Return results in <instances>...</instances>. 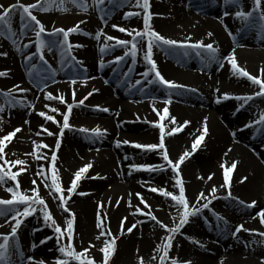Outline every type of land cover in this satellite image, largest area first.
Returning a JSON list of instances; mask_svg holds the SVG:
<instances>
[{"label": "bare ground", "instance_id": "1", "mask_svg": "<svg viewBox=\"0 0 264 264\" xmlns=\"http://www.w3.org/2000/svg\"><path fill=\"white\" fill-rule=\"evenodd\" d=\"M127 1L125 10L121 11L120 7L119 11L113 10L106 17V24L102 22V13L95 8L93 0H88L87 12L67 0L64 5L67 11L60 10L58 3L46 12L33 10V14L41 20L47 31L54 28L68 29L80 21H85L79 25L80 33L69 36L73 45L83 47L73 48L69 57L62 56L60 48L49 51L46 47L43 55L47 64L39 59L34 32L28 31L25 36L17 39L15 45L11 39L0 35V53H7L6 56L0 55V71L8 72L6 77H0V91L13 89L16 99L25 100L34 106L6 108L4 113H0L3 117L0 137L17 127L21 128V132L10 143L6 142L5 148V159L26 161L27 171L23 173L28 175V179L22 184L21 191L28 192L35 187L31 183L33 179L41 185V178L35 176L41 164L44 165L47 175L51 176L50 158L54 151L57 155L56 167L60 182L65 190L74 179L75 172L91 163L93 166L84 174L77 192L68 203L71 212L75 213L76 250L89 248L88 256L102 261L103 253L100 248L105 238L97 239L101 231L96 226L99 216L104 220L106 230H110L116 237L117 250L110 264H140L141 258L144 264H160L163 252H157L156 249L166 242L169 233L147 215L136 212V208H141L145 213L151 211L160 222L169 228L174 227L179 222V213L172 206L171 198L158 192L153 193L149 189L162 187L178 194V187H173L176 176L163 161L159 151H145L133 145L158 143L160 132L154 126L157 123H163L167 133L171 128L189 121L179 133L165 135L169 157L175 162L185 151L192 152V144L201 135L207 118L208 134L197 150L186 158L180 171L190 203H195L201 191L207 194L214 185L219 198L212 200L209 208L204 209L199 216L190 217V222L183 227L181 234L175 236L172 249L175 250L180 264L185 261H190L191 264H264V237L258 235L264 232V224L257 216L264 209V125L246 127L264 113V98H257L243 108H240L242 101L223 99L224 93L230 96L250 95L259 91V87L252 85L246 78L235 76L226 61L223 62V68H220L216 62L208 63L206 59L202 61L191 49L187 56L184 55L185 50L180 48L163 46L153 49V59L161 74L165 79L190 89L189 94L168 93L163 91V85L148 83V80L154 79V74L147 78L141 75L149 68L143 60V48L138 52L134 64L130 56L125 57L122 63H114L115 58L123 56L127 49L116 46L101 53L100 48L105 41L103 37L100 40L94 37L98 31L103 30L108 36L131 40L130 36L119 32L112 25L129 30L143 28V11L133 7L135 0ZM19 2L27 5L35 3L36 0ZM15 3L17 0L7 1L4 7ZM239 3L244 11H248L253 0H239ZM150 5L153 13L151 24L161 35L178 41L191 37L193 43H212L219 49L221 57L234 50L239 66L264 79V74L260 71L264 69V37L258 35L256 28L242 27V22L234 17L237 8L226 7L224 0H150ZM104 7L112 8L107 0ZM129 11L141 14L124 19V13ZM225 11L229 15L225 16ZM19 29V16L14 13L13 30L19 34ZM84 32L91 35L82 34ZM208 33L212 35L209 36ZM43 38L46 42L50 41L47 38L62 39L47 35ZM30 42V47H23ZM108 43L114 44V41ZM202 54L205 58L209 55L203 50ZM27 56H32L30 62L26 61ZM129 67L132 68L131 72L128 71ZM72 80H76L75 85L71 83ZM137 80L141 83L137 84ZM14 85H20L29 91L21 93L14 89ZM93 89L98 91L89 96L83 105L73 107L69 120L72 127L65 129L60 137L62 114L67 111V103L73 102V90L78 103ZM49 92L54 96L63 95L66 103L46 100L45 96ZM159 93L163 94V101L146 102L149 99L146 96ZM169 95L172 103L168 105V116L161 120L157 111L163 115L164 101ZM4 103V97L0 96V104ZM97 106L108 108L109 111H100ZM53 108L58 111L52 112ZM41 111L53 115L59 124L39 116ZM171 117L176 118L175 125L170 122ZM26 120L29 121L28 124H25ZM96 127L106 130L102 137L104 147L92 149V146L99 143L98 139L93 138L90 132L84 133L79 129L91 130ZM43 128H47L54 135H47ZM57 139L61 141L59 149L55 148ZM125 140L130 143H123ZM35 144H47L48 148L36 149ZM29 154L46 155L48 159L37 160L35 155ZM232 162H238L231 176L232 196L246 203L256 201L257 205L253 209L244 208L234 199H225L227 191L220 187L223 184L221 165L230 166ZM140 164L164 166L166 170L148 172L132 167ZM210 174L214 175L208 180ZM244 177L247 179L241 183ZM50 191L43 185L40 186V195L47 201L51 212L61 222L66 223L69 215L59 207L57 196L49 195ZM80 192L87 195L81 196ZM137 193L143 197L149 208L140 202ZM100 204L103 205L102 208L98 207ZM163 208L169 210L165 213ZM40 213L37 211L35 214ZM217 215L223 217L227 224L218 220ZM125 217L127 219L122 230L121 220ZM3 220L0 219V234H9L11 224H6ZM216 220L218 221L215 222ZM32 223L36 225L31 229L29 226ZM133 224L136 227L128 233L127 228ZM240 224L252 231L242 230L237 234L238 238L233 237L231 233ZM18 237L26 256L42 260L44 264H54L60 257L53 238L47 239L52 236L35 219L24 221ZM33 244L36 245L35 248L32 247ZM90 244L94 247H90ZM166 264H170V260Z\"/></svg>", "mask_w": 264, "mask_h": 264}, {"label": "snow or ice", "instance_id": "2", "mask_svg": "<svg viewBox=\"0 0 264 264\" xmlns=\"http://www.w3.org/2000/svg\"><path fill=\"white\" fill-rule=\"evenodd\" d=\"M71 4L76 7L82 9L87 12L89 9L88 0H67ZM126 0H107V4L111 5L112 8L106 9L104 6L106 4V0H93V5L97 10L102 13L101 20L103 23H107L106 17L109 14L120 7ZM59 4L60 10L67 11L68 9L64 7L66 0H36L35 3L32 4H23L17 0V3L9 5L8 7H4L0 5V35H4L6 38L11 39L12 43L15 45L17 43V39L23 37L27 34L28 31H32L35 34L36 40V50L40 53L39 59L47 64L45 57L43 55V49L46 47L49 51L53 48H60L61 55L64 57H69L72 54V50L75 47H83V45H73L69 36L73 33H80L81 29L79 27L80 24L85 23V21L78 22L77 25H74L71 28H54L52 31H47L45 25L37 18L36 15L33 14V10L39 9L40 11H49L52 10V6L54 4ZM224 4L226 7H235L238 10L234 12V17L242 22V27L244 28H256L258 30V35L264 37V0H253L252 7L248 11H244L242 4L239 3V0H224ZM135 8H139L143 11V28L140 30L137 29H126L124 27H120L118 25H112L113 28L117 29L121 33H126L131 37V40L117 39L112 36H108L103 33V30L98 31L95 34V39L100 40L103 37L105 43L100 48L101 53L114 48L116 46L127 49L123 56H117L115 58L114 63H122L125 57L130 56L132 58V63L136 62L137 54L143 48L144 55L143 60L149 65V68L141 73V75L145 78L149 77L150 74H154V79L148 80V83H158L163 85L165 88L172 90L177 88H183L185 86L179 85L174 81L167 80L161 74L158 69L156 61L153 59V49L155 47H163L168 46L170 48H180L184 49V55H188V50L191 49L195 52V54L201 57V60H207L208 63L216 62L220 68H223L224 61L230 64L232 72L238 78H246L252 85L258 86L259 91L250 95H238V96H230L228 93L223 94V99H235L238 101H242L243 103L240 105V108H243L246 105H249L250 102H253L257 98H264V79H261L260 76L250 74L245 68L239 66L238 61L235 56V51L233 50L228 55L221 57L219 55V49L214 47L212 43L205 44L203 41L191 42V37H187L183 41H178L170 38H166L157 32L152 24L151 20L153 17V13L150 11V0H135V4L133 5ZM14 13H18L20 20V29L19 34L13 30V15ZM141 13L137 11H129L124 13V19H128L132 16H139ZM224 15L227 16L229 13L227 11L224 12ZM227 27V26H225ZM84 35H91L90 33L84 32ZM44 35L48 37H62V39H53L50 41H45L43 38ZM209 36L212 33H208ZM109 41H114V44H109ZM31 42L28 44H24V48L30 47ZM17 50H20L17 47ZM202 50L206 51L209 55L205 58L202 54ZM0 55H7V53H0ZM35 55V53L33 54ZM75 59L74 57H72ZM26 61L30 62L32 60V56L25 57ZM82 63V62H81ZM103 62L101 61V67H103ZM35 67V65H33ZM129 72L132 71V68L129 67ZM262 74H264V69L260 70ZM8 72L0 71V77H6ZM127 75V73H125ZM73 85L76 84V80H72ZM137 84H140L141 81L137 80ZM15 90H18L21 93L29 91L28 89L22 88L20 85L13 86ZM46 87V85H45ZM98 91L97 89H93L91 92L87 94L83 99H80L78 103L75 100V90H73V102L67 103V111L63 115L62 125L60 126L59 136L62 137L65 129H71V125L69 123L70 116L73 110V107H78L84 104L85 100L91 96L94 92ZM219 91V89H217ZM0 96L4 97L6 103L0 104V113H4L6 108L11 109L17 106L23 107H34L33 105L27 103L25 100H18L14 96L13 89H9L7 91H0ZM46 100H58L61 104H65V98L63 95L54 96L52 93H47L45 96ZM220 102V98H217V103ZM172 103L171 97L164 101L165 107L163 109V115L160 114L155 108L154 111H157V115H160V119L164 120L166 116H168V105ZM47 107V105H46ZM97 109L100 111L108 112V108H100L97 106ZM239 110V108L237 109ZM58 109L53 108L52 112H57ZM39 116L44 117L47 121H52L53 123L59 124L56 121L53 115H48L45 112L41 111L38 113ZM3 122V117L0 116V123ZM170 122L172 124H176V118L171 117ZM29 121H25V124H28ZM190 122L184 121L182 125L175 126L171 128L170 131L165 133V125L163 123H157L154 126L159 128L160 137L158 143L152 144H140L134 143V147L138 149H142L145 151H159L162 155L163 161L166 162V165L170 167L175 173L176 179L173 187H178V194H174L173 191L166 190L165 188H157L151 187L149 190L153 193H159L166 198H171L173 202V207H175L179 213V222L174 226L169 228L168 225L160 222L155 215L152 214L151 211L143 212V210L139 207L136 208V212L141 213L143 215H147L149 219L156 222L161 228H164L169 233L166 237V242L162 245L157 246V252L162 251L163 255L160 257V264H166L169 261V252L173 247V240L177 234H181V230L185 225L190 222V217L199 216L204 209H208L212 200L218 199L217 196V187L214 185L207 194L201 191L197 197L195 203H190L189 199L186 196V188L181 176V165L185 162L186 158H189L199 147L201 142L204 140L205 136L208 134L207 128V118H205L203 131L199 137L192 144V152L185 151L177 161L173 162L168 154V150L165 145V135L171 136L173 134L179 133L182 131L183 127L187 126ZM253 125H264V113L259 115V118L252 122L251 124L246 125V127H252ZM43 127V126H42ZM79 131L84 133H91L93 138H102L106 134V130H102L99 127L94 129L88 128H80ZM21 132V128L17 127L13 131L8 132L6 135L0 137V161H3V164H0V186H5L9 181L14 182L12 187H6V191L10 194V198H0V219H4L6 224H11V232L9 234H0V264H44L42 260H35L33 256H26L22 245L19 241L18 232L21 228L24 220L30 216H33L37 211H40L43 214V219L45 223L53 228L55 237L57 239V244L59 245L58 251L62 254L61 257L57 258L54 264H70V261H76L78 264H97L94 258L88 256L89 248H84L82 251H77L74 244L72 243L74 238V221H75V213H72L70 208L68 207V203L71 200L73 194L77 192L79 182L82 178H84V174L88 172V170L93 166L91 163L85 165L84 167L77 170L74 174V179L71 181V184L65 190L62 187L60 182V176L58 174V169L56 167L57 155L55 151L52 153L50 158V168H51V176L49 177L46 173L45 167L43 164L40 166V170L35 173V176L41 178V185L45 188L50 189L49 195H56L59 201V207L69 215V218L66 220V228H62L57 220L54 218L47 201L44 197L40 195V186L37 184L36 179H33L31 183L35 185L29 191L31 194H28L25 191H21V184L18 180V176L27 171L25 167L26 161L23 159H16L9 161L5 159V148L7 147L6 142L10 143L13 138L17 135V133ZM43 132L47 133V135H54L47 128H43ZM40 135V133H37ZM234 135V133H233ZM125 144H129L130 142L125 140L123 141ZM61 146L60 139H57L55 148L59 149ZM120 146V142H117V147ZM48 148L47 144H35V148ZM230 151V150H229ZM35 155V154H29ZM35 159L37 160H46L48 157L46 155H35ZM238 162H232L230 166L221 165L223 168V184L220 186L225 188L227 191V196L225 199H234L236 202L243 206L246 209H253L256 207L257 202L252 201L250 203H246L243 200H239L237 197L232 196L231 191V176L233 171L237 168ZM12 165V166H21L19 171L13 172L11 168H5L4 165ZM136 170H143L148 172L155 171H165L166 168L164 166H154L149 164H140L132 166ZM214 174H210L207 179L211 180ZM199 179H203V177H198ZM247 177L242 178L241 183H243ZM65 191L67 195H65ZM79 195H87L86 193L80 192ZM137 197H139L140 202L145 205L146 208L150 206L144 201L143 197L137 193ZM200 201H204V203H200ZM119 204V201H117ZM199 205V206H197ZM98 207H103L102 204L98 205ZM22 208V210H21ZM257 216L260 218V222L264 224V209L260 210L257 213ZM127 218H123L121 220V226L123 230L124 222ZM217 219L223 221L227 224V221L224 220L223 217L217 215ZM97 228L100 229L99 236L97 239L99 240L101 237H104V244L100 248V251L103 253L102 261L100 264H110L111 258L114 256L116 252V237L112 235L110 230H106L105 222L101 217H97ZM136 227V224H133L131 227L127 228V232L131 233L133 229ZM249 231L252 230L245 229L243 224L235 226V230L231 233L233 237H237V234L241 231ZM261 237H264V232L258 233ZM67 236L68 243L66 245L61 244V239ZM52 237H48L47 239H51ZM46 241H41L44 243ZM194 243H199L198 241H193ZM33 248L36 247L35 244L32 245ZM90 247H94L90 244ZM155 259V257H153ZM140 264H144L143 259H140ZM170 264H180L178 259L171 258ZM183 264H191L190 261H185Z\"/></svg>", "mask_w": 264, "mask_h": 264}, {"label": "rangeland", "instance_id": "3", "mask_svg": "<svg viewBox=\"0 0 264 264\" xmlns=\"http://www.w3.org/2000/svg\"><path fill=\"white\" fill-rule=\"evenodd\" d=\"M7 1H10V0H0V5H3L4 6V4L7 2ZM128 6V1L126 0V2L123 4V6L121 7V11L122 10H125V7H127ZM115 11H119V9H115ZM47 39H49V40H51V38H47ZM162 89H164L163 91H168V93H182V94H189L190 92L189 91H191L190 89H188L187 87H183V88H177V89H172V90H169V89H167V88H165L164 86H162ZM165 91V92H166ZM170 95H172V94H170ZM162 96H163V94L161 93H159V94H156L155 96H152V95H148V96H146V98H149V99H147L146 100V102H149V101H152V100H160V101H163L164 99L162 98ZM164 97V96H163ZM98 141H99V143L98 144H96V145H94V146H92V149H98V148H103L104 147V145H103V143H102V138H98ZM0 164H3V161H0ZM4 167L5 168H11V170L13 171V172H16V171H19V168H17L16 166H12V165H4ZM28 179V175L27 174H25V173H21L19 176H18V180H19V182H20V184H21V186H22V184L24 183V182H26L25 180H27ZM13 183L14 182H11V181H9L8 183H7V185H5V186H0V198H5V199H8V198H10V194L6 191V187H12L13 186ZM22 190V189H21ZM28 194H31L30 193V191L28 190V192H27ZM21 210H22V208H21ZM169 210V208L168 209H164L163 208V212H167ZM230 213V212H229ZM53 214V213H52ZM53 216H54V218L57 220V223H59L60 225H61V227L62 228H66V223H63V222H61L57 217H56V215L55 214H53ZM27 219H35L38 223H40V224H42L44 227H45V230L52 236V238H53V240H54V244H55V247L57 248V250H58V247H59V245L57 244V239H56V237H55V234H54V231H53V228L52 227H49L46 223H45V221H44V219H43V214L42 213H40V214H34L33 216H30V217H28V218H26L25 220H27ZM24 220V221H25ZM4 221V220H3ZM36 225V223H32L29 227H31V229H32V227L33 226H35ZM68 243V240H67V236H65V237H63L62 239H61V244H63V245H66ZM72 243L74 244V238H73V241H72ZM61 253H60V257H61ZM169 257H170V259L171 258H176L177 259V255H176V253H175V250H173V249H171L170 250V252H169ZM169 259V260H170ZM95 260V259H94ZM96 262H97V264H100V260H95ZM70 264H78V262H76V261H70Z\"/></svg>", "mask_w": 264, "mask_h": 264}]
</instances>
